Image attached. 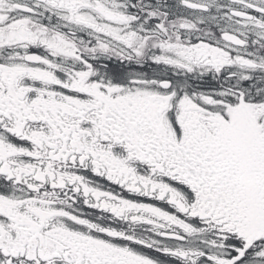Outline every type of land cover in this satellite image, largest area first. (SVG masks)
I'll return each mask as SVG.
<instances>
[{"label": "snow or ice", "instance_id": "6c2138e0", "mask_svg": "<svg viewBox=\"0 0 264 264\" xmlns=\"http://www.w3.org/2000/svg\"><path fill=\"white\" fill-rule=\"evenodd\" d=\"M0 264H264V0H0Z\"/></svg>", "mask_w": 264, "mask_h": 264}]
</instances>
